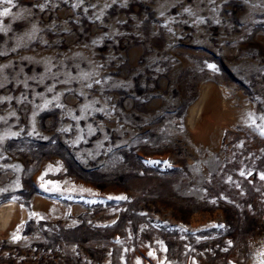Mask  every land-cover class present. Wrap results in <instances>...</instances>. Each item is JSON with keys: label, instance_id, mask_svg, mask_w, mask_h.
Segmentation results:
<instances>
[{"label": "rangeland", "instance_id": "374dc122", "mask_svg": "<svg viewBox=\"0 0 264 264\" xmlns=\"http://www.w3.org/2000/svg\"><path fill=\"white\" fill-rule=\"evenodd\" d=\"M10 204L0 264H264V0H0Z\"/></svg>", "mask_w": 264, "mask_h": 264}, {"label": "bare ground", "instance_id": "6f19581e", "mask_svg": "<svg viewBox=\"0 0 264 264\" xmlns=\"http://www.w3.org/2000/svg\"><path fill=\"white\" fill-rule=\"evenodd\" d=\"M208 97H209V92L204 88L200 98L190 107V109L188 111L187 123L189 124L191 130H193L195 132H201L203 126H205V124H206L203 122L202 119L204 116L206 106L208 105L207 103H209ZM216 105H218V104H216ZM205 117H206V115H205ZM212 117H214V114ZM200 119H201V122H200ZM205 120H207V119H205ZM212 123H214V122H212ZM212 125L214 126V124H212ZM214 129H215V127H214ZM202 133H204V135H205V132H202ZM200 135H202V134H200ZM14 209H15V207L13 204L0 207V232H2V231L5 232L4 230L7 228L8 224L10 223L11 219L13 218Z\"/></svg>", "mask_w": 264, "mask_h": 264}, {"label": "snow or ice", "instance_id": "6c2138e0", "mask_svg": "<svg viewBox=\"0 0 264 264\" xmlns=\"http://www.w3.org/2000/svg\"><path fill=\"white\" fill-rule=\"evenodd\" d=\"M8 2H11V0H8ZM4 14H7V10H5V13ZM16 237H14V239H15Z\"/></svg>", "mask_w": 264, "mask_h": 264}]
</instances>
